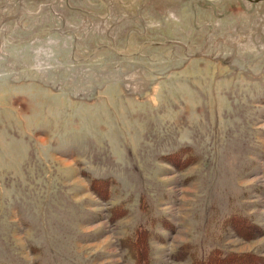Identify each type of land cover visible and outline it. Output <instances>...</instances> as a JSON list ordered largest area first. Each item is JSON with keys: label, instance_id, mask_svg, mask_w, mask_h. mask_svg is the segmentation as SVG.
I'll list each match as a JSON object with an SVG mask.
<instances>
[{"label": "rangeland", "instance_id": "374dc122", "mask_svg": "<svg viewBox=\"0 0 264 264\" xmlns=\"http://www.w3.org/2000/svg\"><path fill=\"white\" fill-rule=\"evenodd\" d=\"M211 251L264 256V0H0V264Z\"/></svg>", "mask_w": 264, "mask_h": 264}, {"label": "trees", "instance_id": "16d2710c", "mask_svg": "<svg viewBox=\"0 0 264 264\" xmlns=\"http://www.w3.org/2000/svg\"><path fill=\"white\" fill-rule=\"evenodd\" d=\"M245 223L246 225H244L249 228L248 233L251 234V236L262 233L263 230L255 224H252V222L245 221ZM149 261L150 258L137 257L135 264H149ZM191 264H264V256H259L253 253L236 252L222 255L217 251H211L202 258L191 257Z\"/></svg>", "mask_w": 264, "mask_h": 264}, {"label": "water", "instance_id": "95a60500", "mask_svg": "<svg viewBox=\"0 0 264 264\" xmlns=\"http://www.w3.org/2000/svg\"><path fill=\"white\" fill-rule=\"evenodd\" d=\"M250 1H253V2H258V1H261V0H250Z\"/></svg>", "mask_w": 264, "mask_h": 264}]
</instances>
